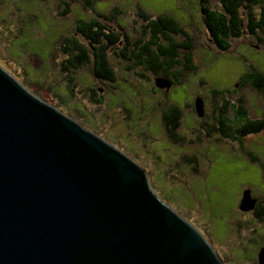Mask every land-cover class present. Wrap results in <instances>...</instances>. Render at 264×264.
Segmentation results:
<instances>
[{
	"label": "rangeland",
	"instance_id": "1",
	"mask_svg": "<svg viewBox=\"0 0 264 264\" xmlns=\"http://www.w3.org/2000/svg\"><path fill=\"white\" fill-rule=\"evenodd\" d=\"M209 5L220 10L214 0ZM136 6L151 16L169 14L193 38L196 68L166 92L154 87L159 73L139 69L141 78L125 72L124 63L113 56L114 91L94 80L87 67L62 72L59 40L74 34L76 19L94 13L75 4L60 17L62 7L56 0H0V66L33 95L141 167L153 192L203 236L224 264H245L237 260L254 251L249 244L257 225L251 223L252 210L240 212L238 204L243 189L254 196L264 190L261 167L250 162L245 152H252L264 167V132L245 137L241 144L208 133L221 100L210 89L232 91L250 69L264 74V44L243 34L230 40L229 49H217L202 22L200 0H97L93 10L107 15L118 8L121 13L113 15V21L131 31ZM93 90L100 104L92 102ZM236 95L244 99L249 118L264 117L261 96L248 86ZM224 96L227 101L235 97ZM196 97L204 106L200 119L192 108ZM167 103L183 113L177 131L182 139L170 141L174 144L168 142L161 125L160 113ZM185 142L192 147L188 149ZM257 237L259 242L264 240V234ZM243 241L248 244L241 247Z\"/></svg>",
	"mask_w": 264,
	"mask_h": 264
},
{
	"label": "water",
	"instance_id": "2",
	"mask_svg": "<svg viewBox=\"0 0 264 264\" xmlns=\"http://www.w3.org/2000/svg\"><path fill=\"white\" fill-rule=\"evenodd\" d=\"M254 204L243 190L238 210ZM0 264L223 263L141 167L0 66Z\"/></svg>",
	"mask_w": 264,
	"mask_h": 264
},
{
	"label": "trees",
	"instance_id": "3",
	"mask_svg": "<svg viewBox=\"0 0 264 264\" xmlns=\"http://www.w3.org/2000/svg\"><path fill=\"white\" fill-rule=\"evenodd\" d=\"M56 1L62 7L58 12L60 17L69 14L75 4L94 13L87 19H76L74 34L59 40L57 48L63 56L60 68L64 73L87 67L94 80L112 86L116 83L117 74L110 63V56H113L124 63L125 72L136 73L141 78L143 75L138 72L139 69L159 73L157 77L167 79L173 85L183 79L185 72H192L196 68L192 60L193 38L169 14L151 16L136 6L131 31H128L127 27L113 21V15L121 13L116 7L104 15L93 10L97 0ZM214 1L220 10L211 7L209 0H200V5L202 22L217 49H229L230 40L240 39L243 34L255 37L260 45L264 44V0ZM243 86H248L264 99V74L254 69L241 75L236 89L232 91L210 89V94L219 95L221 100L215 113V125L211 130L208 129V133L211 131L214 136L241 144L245 137L264 132V117L249 118L244 99L236 95ZM111 91H114L113 87ZM91 92L92 102L100 104L101 100L95 97V91ZM230 93L235 97L227 101L224 95ZM166 108L161 117V125L166 138L177 142L182 139L177 136V131L183 113L174 104L167 103ZM245 156L261 167L264 179V167L257 162L252 152L246 151Z\"/></svg>",
	"mask_w": 264,
	"mask_h": 264
},
{
	"label": "flooded vegetation",
	"instance_id": "4",
	"mask_svg": "<svg viewBox=\"0 0 264 264\" xmlns=\"http://www.w3.org/2000/svg\"><path fill=\"white\" fill-rule=\"evenodd\" d=\"M112 87H113V89H115V86L114 85H112ZM112 87L110 89H112ZM164 91L166 92V90H164ZM165 110H167L166 107H165V109L163 111H165ZM163 111H161V113H160L161 114V117L163 115ZM201 126L203 128L205 127V125H201ZM167 140H168L169 143L174 144V143L170 142L169 139H167ZM175 143H177V142H175ZM184 144L188 146V147L185 146L188 149H190L192 147L191 144H189V143H186L185 142ZM261 179L264 182V179L262 178V175H261ZM250 194H251V197L253 199H255L254 208L250 212V217H251V220H252L251 223L256 224L257 226L255 227V229H253V232H254L253 235H254V237L251 239V243L249 245L253 244L255 247H254V251H252V253L250 255H247L244 252L245 253V256L242 257L240 255L241 257L237 261H241L242 263L245 262V264H259L258 261H257V254H258V252H259L260 249H264V240L262 242H259L258 241V237H257V235L264 234V190L263 191H260L257 196L252 195V193H250ZM247 244H248V242L243 241V242H241L240 245L242 247V245H247ZM240 250L241 249L238 248V253L240 252ZM221 261L224 264V261L225 260H221Z\"/></svg>",
	"mask_w": 264,
	"mask_h": 264
},
{
	"label": "bare ground",
	"instance_id": "5",
	"mask_svg": "<svg viewBox=\"0 0 264 264\" xmlns=\"http://www.w3.org/2000/svg\"><path fill=\"white\" fill-rule=\"evenodd\" d=\"M56 109V108H55Z\"/></svg>",
	"mask_w": 264,
	"mask_h": 264
}]
</instances>
